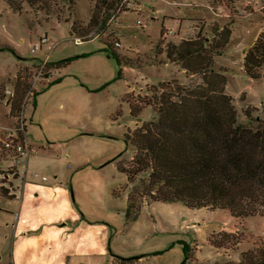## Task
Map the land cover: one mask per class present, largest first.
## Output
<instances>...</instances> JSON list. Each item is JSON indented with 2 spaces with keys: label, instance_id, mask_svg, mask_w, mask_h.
<instances>
[{
  "label": "rangeland",
  "instance_id": "obj_1",
  "mask_svg": "<svg viewBox=\"0 0 264 264\" xmlns=\"http://www.w3.org/2000/svg\"><path fill=\"white\" fill-rule=\"evenodd\" d=\"M12 1L15 5L22 7L18 13L13 12L7 0H0V121L5 124L11 123V120H6L9 116H6L7 107L2 101L6 95L5 89L10 88L14 91V95L8 98L11 101V105L8 104L10 111L12 104L20 103L22 108L30 90V67L19 69L17 76L13 78L16 70L23 63L39 62L38 57L45 58L53 44L57 42L58 44L50 50V59L68 60L64 77L47 88L33 91L34 94L37 92L35 105L31 103L34 95L30 96L32 99L24 106L23 112V116L27 117L26 138L43 141V126L48 132L55 131L56 134H61L65 127H68L67 131L72 134V127H80V125L89 126L86 128L90 130H98L95 134L97 140L93 144L97 151H101L110 161L109 165L100 172V178L105 182L104 192L101 193L102 202L106 207L109 206L112 189L126 182L125 176L111 165L114 162L112 160L122 153L118 164L132 176L125 186L128 196L130 195V203L136 207L141 206L145 200L151 199L145 195L149 171L133 173L136 167L133 163L136 147L133 140L127 146L122 136L123 131L133 127L134 120L130 117L128 105L121 103L120 98L130 90L133 84L135 85L134 81H141L140 75L145 76L146 73L141 69L135 70L141 72L140 75L134 70H124L117 58L105 51L107 47L103 42L110 48L116 41L121 42L123 37H128L126 43L128 47L134 45L136 48L135 45H138L141 50L145 52L148 50L146 53L139 50V53L130 60L149 65L164 61L168 43L179 44L188 34L178 37L167 36L153 43L151 48L146 36L149 35L152 42L156 41L160 31L157 23L149 21L145 34L137 31L138 36L134 39L129 38L131 35H127L125 30L119 34L117 30H113V18L126 7L123 6L122 10L118 11L116 6L113 8L111 6L121 4L123 0L121 2L105 0V3H100L99 0H32V4L23 0ZM227 1L233 3L236 10L244 8L242 0ZM181 8L190 7L181 6ZM200 9H203V13L207 10L210 17L214 16L208 7ZM236 12L238 14L232 18L215 17L216 20L213 23L207 24L201 20L196 22V25L202 26V31L197 30L196 33L198 32L201 36L208 35L209 39H212L216 32L213 33L211 29H218L216 25L230 27L233 22L231 20L237 21L231 35V47L227 50L230 57H223L222 62L231 67L227 74L230 77L229 92L226 91V87L225 92L233 97L240 121L246 122L245 108L248 106H245L246 93L239 91L238 88L249 79L245 75H238L236 69L241 66L242 52L251 46L260 24L263 26L264 15L256 12L243 17L241 11ZM45 34L49 42L33 54L30 51L31 43ZM73 37L90 40L82 45H76ZM214 38L218 40L216 35ZM163 52L164 56H162ZM175 64L180 65L178 73L177 69L172 67L176 73L152 75L147 82L139 83L133 93L125 96V102L129 101L133 107H136V113L140 115V118H137V125L157 117L156 99L162 91L159 88L161 83L168 82L172 85L174 81L180 85H192L199 82V77L191 75L189 71L179 73L183 69L181 62ZM120 74L123 75L122 78H119ZM61 82L63 83L58 85ZM262 84L264 83L260 82L252 86L250 92L262 93ZM257 109L258 111L252 112L253 115L263 116L262 106ZM33 125H36V128H33ZM87 131L88 129L80 130V132ZM73 164L74 162H71V165ZM7 166V154L0 150V195L3 196L6 192L9 196L15 191L16 179L20 176L19 168L9 169ZM64 169L70 171L66 167ZM120 195L115 199V205H120L122 199H125L124 194ZM131 209L133 212L129 217L134 216L135 213L133 207ZM123 219L122 216L115 215L111 220L114 226L111 228L110 235L112 242H109L107 247L108 258L111 253L123 257L144 254L145 257L141 258L142 264H181L185 259L184 251L186 247H189V259L197 257L200 260L194 264H202V262L204 264H246L264 260V220L262 218L260 221L263 222L260 223H257L258 220L255 218L249 219L248 225L245 219H234L229 212H224L220 208L192 210L179 202L153 201L142 205L139 216L133 223L124 226ZM92 220L108 223L103 219L98 221V217H93ZM118 229L121 231L115 235ZM3 235L4 230L0 227V239ZM94 260L93 264H119V260L114 257L111 258L110 263L102 257H96Z\"/></svg>",
  "mask_w": 264,
  "mask_h": 264
},
{
  "label": "crops",
  "instance_id": "obj_2",
  "mask_svg": "<svg viewBox=\"0 0 264 264\" xmlns=\"http://www.w3.org/2000/svg\"><path fill=\"white\" fill-rule=\"evenodd\" d=\"M213 1L130 0L131 7L127 10L123 9L113 18V30H117L119 34H122L125 30L127 35H131L129 38L134 39L135 36H138L137 31L145 34L144 31L149 21L157 23L160 31L158 32L156 41L152 42L150 36H146L150 41V48L153 43L159 42V40L167 36L178 37L179 35L188 34L182 40L195 38L198 34L196 31H202V26L196 25V22L201 20L208 24L216 20L214 14L213 17H210L207 10L203 13V9H200H206L208 4L213 3ZM170 5L176 7H169ZM181 6L190 8L182 9ZM138 21H141V23ZM236 23L237 21L231 25L232 33L234 32ZM215 27L220 30L222 28V26L217 27V25ZM169 29H173L172 34L163 36ZM211 31L214 33L213 29ZM263 31V26L260 24L251 46L257 36L263 33ZM231 35L229 44L222 50L220 55L215 57L214 66L215 70H225L224 73L228 80L226 91L229 90L230 77L227 74L231 67L226 66L222 62V58L230 57L227 50L231 47ZM205 37L209 39L208 35ZM213 37L214 34L212 39ZM127 39L128 37H123L121 39V47L117 49L112 48L113 46L109 48L108 44L103 42L109 52L119 55L124 62V64L120 65L124 70L135 71L141 69L146 73L145 76H141V72L135 71L140 75L141 81H134L135 85L133 84L130 90L120 98L121 103L128 105L130 117L134 120L133 127H129L123 131V141L124 135L136 127L140 118V115L138 119L132 116L129 103L124 100L125 96L131 92L133 93L139 83L147 82L152 75L174 72L172 67L177 69V73L178 69H180V65H176L175 62L168 60L167 56L161 63L157 62L147 65L141 64V62H133L130 58L138 54L141 48L138 45H135L136 48H134V45L128 47L126 44ZM212 39H209V41ZM88 40L90 39L84 40L82 44ZM249 48L242 52L241 66L236 69L238 75H245L249 81L242 87H236V89L238 88L239 91L246 93L247 101L245 106L261 107L264 104V84H262V93L255 94V92H250V89L255 84L264 83V65L260 70L261 77L259 79H253L246 75L243 64L245 53ZM141 51L146 53L148 50L146 52ZM162 56H164V52ZM38 58L41 61L40 57ZM51 61L59 62L54 59H51ZM37 63L35 61L23 63L16 70L13 78L17 76L19 69L30 67L32 71ZM66 64H54L56 68L53 71L51 81L55 79L61 81L63 79ZM183 71L186 72V70L181 69L179 73ZM122 76L121 74L120 78ZM53 84L54 82L39 81L36 87L38 90L40 88H47ZM9 112L10 108L7 107L6 115L10 119L6 118V120L12 121L13 119L10 117ZM23 112L24 106L21 115L26 120L27 117L23 116ZM86 127L89 126L80 125V127H72V134L67 131L69 128L65 127V130L61 134H56L55 131L48 132L43 126V141L33 138L30 141L25 136L26 142L32 145V147L34 145V150L30 153L25 166L23 168L19 167L20 176L16 179L15 191L10 196L0 195V227L4 230V235L0 239L2 242L0 264H93L96 257H102L106 259V262H111V258L113 257L111 255L108 258L107 247L109 242H112V237H110L111 228L114 226L111 222L112 218L115 215L122 216L124 218V226L133 223L135 220H129L125 216L129 199L125 186L129 180L127 175L118 166V161L122 156L121 153L112 160L114 162L111 165L121 175L125 176L126 182L112 189L109 196L111 204L106 207L101 200V193L104 192L105 182L104 179L100 178V172L109 165L110 161H108V158L101 151H97L93 144L97 140L95 134L98 130H90ZM33 128H36V125H33ZM85 129H88V131L80 132V130ZM71 162H74V164L71 165ZM65 167L70 171H65ZM44 177L46 179H43ZM120 194H124L125 199H122L120 205H115V199L121 196ZM151 202L153 201L145 202L143 205ZM223 211L228 212L227 210ZM93 217H98V221L100 219L107 220L109 224L103 223V221L95 222L92 220ZM252 218L258 220L257 223L263 222L260 221L261 218L264 220V216L262 215H254L242 219H245L249 225V219ZM119 231L121 229H118L115 235ZM95 249L97 250L94 251ZM199 261L197 257H192L185 264H194V262L197 263ZM142 262L143 260L141 259L140 264ZM202 264L204 263L202 262Z\"/></svg>",
  "mask_w": 264,
  "mask_h": 264
},
{
  "label": "trees",
  "instance_id": "obj_3",
  "mask_svg": "<svg viewBox=\"0 0 264 264\" xmlns=\"http://www.w3.org/2000/svg\"><path fill=\"white\" fill-rule=\"evenodd\" d=\"M23 1L32 4V0ZM99 1L105 3V0ZM7 2L13 12L22 9L12 0ZM119 4H113L111 8L116 6L117 9ZM231 22L233 24L234 20ZM214 33L218 40H214L215 35L209 41L197 34L179 44L168 43L165 51L168 60L181 62L184 70L197 75L200 80L192 85H180L174 81L172 85L161 83L159 88L162 91L156 99L157 117L142 122L133 131L129 130L124 135V142L129 146L133 140L136 147L133 173L149 171L145 195L151 199L143 204L150 201L179 202L192 210L220 208L238 218L264 216V105L263 116L253 115V111H258L257 107L247 106V121H240L233 97L225 92V70L214 69L215 57L229 44L232 29L223 26ZM105 51L114 55L119 65L124 64L119 55L107 48ZM263 65L264 33H261L246 51L243 69L248 77L259 79ZM53 82L59 81L55 79ZM35 96L37 92L33 96V105ZM129 106L132 116L138 118L136 107L130 102ZM22 110L20 103L12 104L10 114L18 116ZM121 171L129 181L132 179L126 170ZM8 194L6 192L4 196ZM129 199L125 216L134 220L143 204L136 207ZM132 207L135 213L129 217ZM189 251L190 248L186 247L181 264L189 260ZM111 255L119 260V264H139V260L145 257L144 254ZM246 264H264V260Z\"/></svg>",
  "mask_w": 264,
  "mask_h": 264
},
{
  "label": "built area",
  "instance_id": "obj_4",
  "mask_svg": "<svg viewBox=\"0 0 264 264\" xmlns=\"http://www.w3.org/2000/svg\"><path fill=\"white\" fill-rule=\"evenodd\" d=\"M242 4L244 5V8H238L236 10L235 5L231 2H228L227 0H214L213 3L208 4V8L216 17L226 16V18H232L238 14V12L236 11H241L243 17L254 14L256 12H260L264 15V0H242ZM119 5L120 6L118 7V11H121L123 6L128 9L132 4L130 0H123ZM138 22L141 23V21ZM172 32L173 29H169L168 32H166L163 36L172 34ZM73 39L76 45L82 44L84 42V40L79 37H73ZM48 42V36L46 34L42 35L36 42L30 45V51L35 54L37 51L41 50L42 47ZM57 44L58 43L55 42L51 49ZM119 47H121V42L116 41L112 48L117 49ZM50 50L48 51L49 53L45 56V58L41 59V61H39L30 72L31 86L28 94L25 97L23 106H25L28 101H31L32 98L30 96L34 95L35 90H37L36 85L39 81H45L49 83L54 81H51V77L56 67L54 65L55 62L51 61L50 59ZM5 93L6 95H4V99L2 101H4L6 107H9V105H11V101L8 98H11L14 95V91L10 88H7L5 89ZM10 117L13 120L9 124H5L0 121V150H3L7 154V168H23L34 148L32 147V145L26 142V120L22 117L21 113L18 116L10 115ZM36 175L38 176L37 173ZM43 179L46 178L44 177Z\"/></svg>",
  "mask_w": 264,
  "mask_h": 264
}]
</instances>
